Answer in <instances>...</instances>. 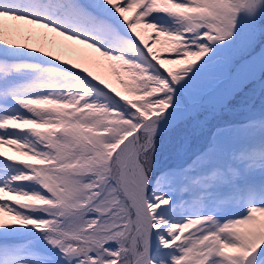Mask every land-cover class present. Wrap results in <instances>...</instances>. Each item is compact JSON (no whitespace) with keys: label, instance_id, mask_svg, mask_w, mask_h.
Returning a JSON list of instances; mask_svg holds the SVG:
<instances>
[{"label":"snow or ice","instance_id":"1","mask_svg":"<svg viewBox=\"0 0 264 264\" xmlns=\"http://www.w3.org/2000/svg\"><path fill=\"white\" fill-rule=\"evenodd\" d=\"M0 264H264V0H0Z\"/></svg>","mask_w":264,"mask_h":264},{"label":"rangeland","instance_id":"2","mask_svg":"<svg viewBox=\"0 0 264 264\" xmlns=\"http://www.w3.org/2000/svg\"><path fill=\"white\" fill-rule=\"evenodd\" d=\"M237 103H234L233 102V107L235 108V107H238L240 104V101H241V97H238L237 98ZM260 103H261V97L259 96V95H257V97H256V99L254 100V102H253V105H254V107L256 108V109H259V107H260ZM237 104V105H236ZM239 113H234V114H231L232 115V118L231 119H242L243 118V116L246 114L245 112L243 113V114H240V115H238ZM226 117H227V115H226ZM225 117V118H226ZM197 140H198V138H197V136H195V135H192L191 136V144H192V146L194 147L196 144H197ZM5 151L7 152L8 150L7 149H5Z\"/></svg>","mask_w":264,"mask_h":264},{"label":"trees","instance_id":"3","mask_svg":"<svg viewBox=\"0 0 264 264\" xmlns=\"http://www.w3.org/2000/svg\"><path fill=\"white\" fill-rule=\"evenodd\" d=\"M236 101H238V100H236ZM243 113L244 112H239L238 115L243 114ZM226 115H227L226 119H231L232 118V115L231 114H226Z\"/></svg>","mask_w":264,"mask_h":264}]
</instances>
